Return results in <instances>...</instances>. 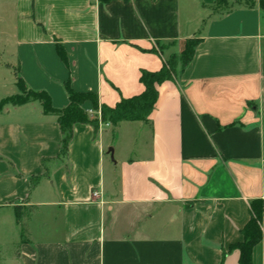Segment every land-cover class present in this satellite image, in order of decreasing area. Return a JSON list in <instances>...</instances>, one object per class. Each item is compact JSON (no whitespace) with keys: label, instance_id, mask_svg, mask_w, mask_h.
Returning a JSON list of instances; mask_svg holds the SVG:
<instances>
[{"label":"crops","instance_id":"crops-1","mask_svg":"<svg viewBox=\"0 0 264 264\" xmlns=\"http://www.w3.org/2000/svg\"><path fill=\"white\" fill-rule=\"evenodd\" d=\"M220 1L235 0H20L14 68L58 110L66 83L115 107L143 93L142 71L200 45L157 87L148 121L77 124L65 157L40 103L0 114L4 264H239L230 248L264 200V12H217ZM17 209L32 210L24 242Z\"/></svg>","mask_w":264,"mask_h":264},{"label":"trees","instance_id":"trees-1","mask_svg":"<svg viewBox=\"0 0 264 264\" xmlns=\"http://www.w3.org/2000/svg\"><path fill=\"white\" fill-rule=\"evenodd\" d=\"M115 1L130 3L135 0H99L103 5ZM236 6H243L246 8L259 6L264 12V0L220 1L215 5V10L217 12H230ZM199 45L200 40L198 39L188 40L182 53L169 58L160 71H142L140 82L144 86L143 93L131 99H123L115 107H108L106 105L100 106L97 94L91 92H77L71 87L70 83H66L65 90L69 98V105L62 110L55 109L52 104V99L47 92L27 89L24 81L16 73L15 86L18 93L0 101V114L3 112L4 108L9 105L13 107H22L30 103H40L45 116H54L57 118V122L63 134L62 155L65 157L68 154L69 146L73 139L75 125H91L96 133L99 130L98 121L90 119L85 110L86 104H91L95 111L100 109L103 121L109 122L114 128L122 122L148 121L158 100L159 92L157 87L165 81L173 80L178 74V69L184 71L192 63ZM57 54L65 64H68L66 52L60 44H57ZM16 211L21 227L22 242H24L27 238L28 231L23 221L29 216L32 210L23 212L17 209ZM250 213L251 219L242 231L244 241L230 248L231 251L237 250L239 252V264H252L253 249L261 243L264 238V200L252 202L250 204Z\"/></svg>","mask_w":264,"mask_h":264},{"label":"rangeland","instance_id":"rangeland-1","mask_svg":"<svg viewBox=\"0 0 264 264\" xmlns=\"http://www.w3.org/2000/svg\"><path fill=\"white\" fill-rule=\"evenodd\" d=\"M19 2L20 0H0V101L18 93L15 86L17 72L14 67L17 65L16 37L18 35L17 17ZM164 48V46H159L157 50L163 51ZM8 108H13V106H6L3 111ZM110 162L115 163L116 160H112L110 157L108 164ZM8 242L9 239L6 241V236L4 237V234H1L0 264H4L7 256L13 252L11 245H6Z\"/></svg>","mask_w":264,"mask_h":264},{"label":"built area","instance_id":"built-area-1","mask_svg":"<svg viewBox=\"0 0 264 264\" xmlns=\"http://www.w3.org/2000/svg\"><path fill=\"white\" fill-rule=\"evenodd\" d=\"M96 114V116H95ZM89 117L92 118V120H97L99 127H110L111 124L109 122H104L102 119L101 110L99 109L97 112L90 111L88 112ZM97 195V194H96Z\"/></svg>","mask_w":264,"mask_h":264},{"label":"water","instance_id":"water-1","mask_svg":"<svg viewBox=\"0 0 264 264\" xmlns=\"http://www.w3.org/2000/svg\"><path fill=\"white\" fill-rule=\"evenodd\" d=\"M108 154L110 155L111 159L114 160V150L112 148L108 151Z\"/></svg>","mask_w":264,"mask_h":264}]
</instances>
